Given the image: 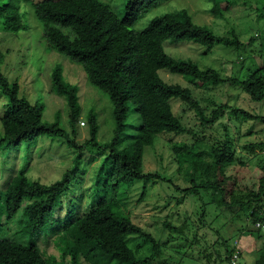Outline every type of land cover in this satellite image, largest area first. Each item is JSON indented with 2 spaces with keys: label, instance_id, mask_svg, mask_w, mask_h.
Here are the masks:
<instances>
[{
  "label": "rangeland",
  "instance_id": "374dc122",
  "mask_svg": "<svg viewBox=\"0 0 264 264\" xmlns=\"http://www.w3.org/2000/svg\"><path fill=\"white\" fill-rule=\"evenodd\" d=\"M36 1H18V31H4L0 19V72L10 82L18 84L20 96L43 105L44 121H58L59 127L78 144L89 138L86 116L89 111H94L98 124L96 139L102 146L112 136V103L89 83L80 64L48 47L42 23L34 14ZM101 1L109 3L118 17L122 16L125 0ZM214 8L218 13L213 12ZM180 9H187L197 23L208 25L218 35L231 37L234 33L242 46L217 44L207 47L191 39L178 42L167 39L163 48L168 55L194 61L201 69L216 68L222 77L245 79L258 68L264 69V0H169L151 9L135 28L142 29L156 15ZM55 64L61 65L63 78L77 87L81 109L74 128L68 121L69 109L64 97L50 88V72ZM159 74L168 83L189 87L206 114L216 106H228L214 126H203L192 109L173 97L170 103L174 114L197 135L160 133L156 139H151L140 130L141 117L129 105L126 126L117 148L130 151L138 142L142 172H156L171 181L147 178L135 180L129 186L120 184L112 188L108 151L92 147L77 149L68 145L63 137L41 135L33 143L23 141L16 146H2L1 238L22 244L33 243L49 264H70L66 249L71 242L79 246V264H128L119 258L108 259L106 252L78 229L82 216L101 205L110 206L116 214L128 215L134 223L151 232L161 245V253L153 264H229L234 240H238L241 246L242 264H254L263 243L251 226L249 210L239 205L220 204L218 192L212 187H204L206 157L200 164L192 162L188 156L199 149L190 148L187 155L182 144H192L196 139L203 140L204 145L205 142L211 144L223 138L222 124H227L231 129L235 157L221 170L224 174H235L232 194L240 201H248L250 191L257 188L259 178L264 176V146L252 149L243 146L264 142V123L240 115L231 116L229 107H241L250 113L264 115V99L252 100L240 86L229 83L211 87L166 69H160ZM8 105V97L0 88V117ZM66 172L70 173L69 184L59 194L58 202L40 232L28 231V216L24 214L27 203L36 198H24L16 215L8 221L5 219L2 199L15 176L23 173L30 181L48 185ZM192 186L197 188V195L180 191ZM164 222L171 223L178 230H170L163 225ZM124 240L139 260L149 255L150 244L143 237L131 234Z\"/></svg>",
  "mask_w": 264,
  "mask_h": 264
},
{
  "label": "trees",
  "instance_id": "16d2710c",
  "mask_svg": "<svg viewBox=\"0 0 264 264\" xmlns=\"http://www.w3.org/2000/svg\"><path fill=\"white\" fill-rule=\"evenodd\" d=\"M19 0H0V19L4 31L16 32L19 29ZM28 1V0H25ZM169 0H125L124 12L118 17L109 3L101 0H38L34 3V14L42 23V33L50 49L65 55L71 61L82 66L91 85L100 90L112 103L114 127L112 136L102 146L97 141L98 124L94 111L87 114L89 138L78 144L73 137L59 127L58 121L48 122L42 119L43 105L33 103L19 95L16 82H10L0 72V88L8 97L9 105L0 117L2 136L0 147L16 146L23 141L35 142L41 135L63 137L67 144L77 148H100L107 150L110 158V182L112 188L118 185H131L135 180L159 178L158 173H143L139 144L135 142L130 151L117 148L126 126L129 105L142 120L140 130L151 139L160 133L189 134L196 136L192 127L188 128L173 112L170 99L178 98L192 109L203 126H214L222 117L226 104L216 106L209 114L201 106L189 87L179 83H168L159 74L160 69L181 74L206 85L221 86L229 83L240 86L252 100L264 99V69L258 68L245 79L236 76L222 77L216 68L201 69L191 60L175 59L163 48V42L193 40L211 47L221 44L227 47H240L242 43L233 33L231 37L218 35L212 28L199 24L187 9L167 12L151 18L142 29L135 24L151 9ZM213 12L218 13L216 8ZM264 68V67H263ZM51 91L63 96L69 109L68 121L74 128L80 114V103L76 85L63 78L62 67L55 64L50 72ZM231 116H243L264 123V115L253 114L241 107H229ZM222 139L208 144L196 139L192 144H182L187 155L188 149L197 147L189 155L196 164L207 162L205 188H214L222 205H239L249 210L251 221L258 218L259 203L264 196V176L258 180L255 190L250 191V199L240 201L232 194L235 186V174L223 173L222 168L234 161L235 148L231 129L222 124ZM75 134V131H72ZM196 145V146H195ZM201 146L203 148H201ZM264 142H251L245 148L262 147ZM161 177V178H160ZM70 173L66 172L59 180L45 185L30 181L20 173L9 184L7 195L2 199L5 219L16 215L24 198H36L29 201L24 209L28 216L31 233L43 228L48 216L58 202V196L69 184ZM178 190V186H175ZM186 194L197 195L194 186L180 190ZM163 225L172 231L178 230L169 222ZM79 231L95 246L106 252L108 259L116 258L128 264H153L161 253V245L151 232L134 223L128 215L116 214L110 206H98L85 213L78 223ZM139 235L150 244L149 255L139 260L127 246V235ZM259 238L258 234L255 233ZM225 244V241H222ZM70 264H79V246L71 242L67 249ZM0 264H49L44 260L33 243L22 244L0 237ZM254 264H264V243L257 251Z\"/></svg>",
  "mask_w": 264,
  "mask_h": 264
},
{
  "label": "built area",
  "instance_id": "2783aa9c",
  "mask_svg": "<svg viewBox=\"0 0 264 264\" xmlns=\"http://www.w3.org/2000/svg\"><path fill=\"white\" fill-rule=\"evenodd\" d=\"M84 124V121H81ZM251 226L258 234L262 243H264V196L262 197L258 207V218L251 221ZM242 249L238 240H234L232 250L229 254V264H242L241 262Z\"/></svg>",
  "mask_w": 264,
  "mask_h": 264
}]
</instances>
